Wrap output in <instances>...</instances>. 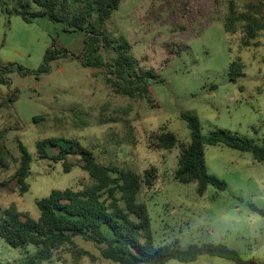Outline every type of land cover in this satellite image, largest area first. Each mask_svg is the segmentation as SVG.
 I'll use <instances>...</instances> for the list:
<instances>
[{
    "label": "rangeland",
    "instance_id": "rangeland-1",
    "mask_svg": "<svg viewBox=\"0 0 264 264\" xmlns=\"http://www.w3.org/2000/svg\"><path fill=\"white\" fill-rule=\"evenodd\" d=\"M5 1L13 10L16 0ZM235 1L241 10L257 2ZM38 10L34 6L33 11ZM227 12V0H122L106 22L105 33L113 42L126 40L138 69L154 74L153 107L146 99L116 94L104 71L81 64L85 32H68L47 16L27 23L0 10V65L15 64L11 72L0 73L5 80L0 78V141L5 133V143L16 158L21 156L19 142L34 158L27 194H20L16 180L0 190V218L11 205L38 218L37 200L55 189L81 190L90 183L78 147L73 148L77 154L69 156L75 165L69 173L63 162L41 160L38 155L39 140L55 139L67 148V141L76 140L100 163L140 175L157 169L158 182L144 187L139 198L149 211L156 246L187 249L222 243L245 260L264 264V215L250 208L253 204L264 209V163L249 152L206 146L208 173L224 180L228 188L218 191L210 186L200 196L195 183L175 179L180 149L158 150L151 141L154 132L166 129L189 143L191 130L181 116L189 112L197 117L204 136L226 130L264 145V32L257 47H243V33L225 32ZM49 49L56 58L50 61L49 72L38 76ZM110 56L113 51L105 59ZM234 61L244 65V76L235 82L230 75ZM9 97L8 105L1 106ZM110 118L116 122L108 123ZM58 147H49V154L57 155ZM16 170L15 163L9 170L0 167V181L11 180ZM77 243L98 257L95 261L84 257L80 264H113L101 259L92 243L81 239ZM24 256L23 250L0 237V264H20ZM66 258L73 264L70 255ZM167 264L236 263L204 255L192 263Z\"/></svg>",
    "mask_w": 264,
    "mask_h": 264
},
{
    "label": "trees",
    "instance_id": "trees-1",
    "mask_svg": "<svg viewBox=\"0 0 264 264\" xmlns=\"http://www.w3.org/2000/svg\"><path fill=\"white\" fill-rule=\"evenodd\" d=\"M256 1L246 4L241 10L235 0H227L228 12L223 19L225 32L229 35L243 33L241 40L245 48L257 47V40L264 32V0ZM121 2L122 0H16L12 10L8 2L0 0V10L9 15H19L27 23H32L36 17L47 16L50 20L63 24L68 32H85L87 43L81 64L86 68L104 71L107 83L116 94L146 99L156 107L150 83L155 78L154 74L138 69L131 54L132 46L126 40L113 42L105 33L106 22L119 9ZM34 6L39 10L33 11ZM111 51L114 57L105 59ZM55 58L56 53L49 49L36 74L40 76L48 73V65ZM14 67L13 63L4 68L0 65V73L3 70L11 72ZM18 68L25 71L22 66ZM243 71L244 65L240 61L232 62L231 80L235 82L244 76ZM1 81L5 83L3 78ZM10 100L11 97L1 106L8 105ZM181 116L191 130L189 143L180 141L174 132L166 129L154 132L151 141L158 150L180 149L175 179L183 184L195 183L200 196L210 186L218 191L228 188L224 180L208 173L206 146L223 145L249 152L257 162L264 163V145L259 146L252 139L226 130L204 136L197 117L189 112H183ZM36 120H43V117H36ZM107 122H116V119L110 118ZM4 137L5 133L0 141V167L9 170L15 163L17 170L11 180L0 181V190L16 180L20 194L25 195L30 190L28 179L34 158L28 147L21 142L18 145L21 156L16 158ZM58 142L50 138L39 140V158L54 163L63 162L65 172L69 173L75 166L69 163V156L76 155L73 148L78 147L81 161L85 163L82 169L88 174L90 183L81 190L55 189L49 196L37 200L40 212L38 218L20 211L15 205L2 211L0 237L9 246L25 252L20 264L54 261L67 264V254L73 264H80L84 257L95 261L98 257L79 246L77 239L92 243L99 251L100 258L113 264H167L171 260L192 263L204 255L224 258L236 264H261L254 259L245 260L239 251L222 243L194 244L187 249L177 245L156 246L149 211L139 198L144 187L151 188L158 182L157 169L153 167L140 175L129 169L98 162L94 153L76 140L67 141L70 148L59 146ZM49 147H58L59 153L51 156ZM250 208L264 215V209L253 204Z\"/></svg>",
    "mask_w": 264,
    "mask_h": 264
}]
</instances>
